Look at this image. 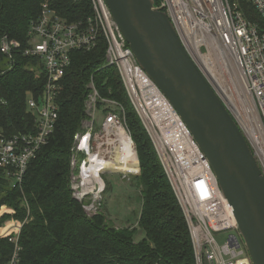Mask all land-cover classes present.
<instances>
[{"label": "built area", "instance_id": "1", "mask_svg": "<svg viewBox=\"0 0 264 264\" xmlns=\"http://www.w3.org/2000/svg\"><path fill=\"white\" fill-rule=\"evenodd\" d=\"M264 21V0H248ZM93 15L70 22L48 3L29 29L26 55L39 56L46 82L28 107L35 129L12 137L0 129V166L21 183L28 164L48 143L58 121L57 98L74 51L94 49L103 37L106 63L116 67L127 95L147 130L187 220L196 264H252L232 205L224 196L209 159L179 112L139 64L114 20L106 0H91ZM221 98L247 139L264 175V28L249 21L231 0H154ZM18 41L7 35L1 50L12 58ZM86 116L71 147L70 187L88 216L99 213L106 188L104 174H137L140 161L122 104L103 97L92 78ZM104 115L101 124L98 114ZM140 172V171H139ZM232 229L223 244L216 232ZM12 232H18L13 230ZM11 232V233H12ZM11 233L7 236H10ZM9 264H18V235Z\"/></svg>", "mask_w": 264, "mask_h": 264}, {"label": "trees", "instance_id": "2", "mask_svg": "<svg viewBox=\"0 0 264 264\" xmlns=\"http://www.w3.org/2000/svg\"><path fill=\"white\" fill-rule=\"evenodd\" d=\"M231 1L237 2L249 21L264 28L263 18L251 2ZM45 3L70 22L93 15L91 0H0V129L7 137L35 129V116L27 101L30 94L42 93L46 73L41 58L26 55L25 50L30 25ZM5 35L21 44L12 50V58L1 50ZM106 49L107 43L100 37L94 49L72 53L57 98L55 132L30 160L22 182L15 185L0 166V208L6 205L14 210L1 217L0 225L7 219L17 220L0 226V264H9L15 251L11 238L16 235L21 247L18 264H196L181 205L116 67L106 63ZM92 78L101 96L124 107L137 146L141 172L134 180L143 199L138 224L145 232L139 241L135 239L137 227L111 225L103 211L88 216L72 195L71 147L86 116ZM18 221L23 223L21 229Z\"/></svg>", "mask_w": 264, "mask_h": 264}, {"label": "water", "instance_id": "3", "mask_svg": "<svg viewBox=\"0 0 264 264\" xmlns=\"http://www.w3.org/2000/svg\"><path fill=\"white\" fill-rule=\"evenodd\" d=\"M139 64L179 112L233 207L252 264H264V175L237 122L154 0H106Z\"/></svg>", "mask_w": 264, "mask_h": 264}, {"label": "rangeland", "instance_id": "4", "mask_svg": "<svg viewBox=\"0 0 264 264\" xmlns=\"http://www.w3.org/2000/svg\"><path fill=\"white\" fill-rule=\"evenodd\" d=\"M14 40V39H13ZM17 41V40H15ZM104 119V115L98 114L97 123L101 124ZM139 166V171L140 170ZM131 174L130 180L123 178L120 173H112L108 172L104 174V179L108 185V188L105 190L103 194V207L99 212L103 211L106 214L108 222L111 225L116 227H137L138 231L135 235V239L137 241L141 240L145 237V232L139 228V217L142 210V192L141 188L136 184L134 177L139 175ZM107 187V186H106ZM8 210H7V209ZM14 210L6 205L0 208V220L1 217L7 213H13ZM10 220L7 219L3 222V226ZM17 221V220H14ZM19 222V221H18ZM20 223V228H22L23 223ZM232 229H226L223 231L216 232L215 236L220 244L225 242V239L229 233H231Z\"/></svg>", "mask_w": 264, "mask_h": 264}, {"label": "bare ground", "instance_id": "5", "mask_svg": "<svg viewBox=\"0 0 264 264\" xmlns=\"http://www.w3.org/2000/svg\"><path fill=\"white\" fill-rule=\"evenodd\" d=\"M104 176V175H103ZM127 180H130V178H126ZM106 186H107V183H106ZM106 190V189H105ZM105 192V191H104ZM19 236V235H18Z\"/></svg>", "mask_w": 264, "mask_h": 264}]
</instances>
